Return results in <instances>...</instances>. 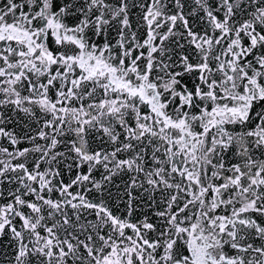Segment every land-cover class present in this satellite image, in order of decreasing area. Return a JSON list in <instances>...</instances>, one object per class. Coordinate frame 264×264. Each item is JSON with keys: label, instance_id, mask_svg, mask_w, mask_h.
I'll return each mask as SVG.
<instances>
[{"label": "snow or ice", "instance_id": "snow-or-ice-1", "mask_svg": "<svg viewBox=\"0 0 264 264\" xmlns=\"http://www.w3.org/2000/svg\"><path fill=\"white\" fill-rule=\"evenodd\" d=\"M0 264H264V0H0Z\"/></svg>", "mask_w": 264, "mask_h": 264}]
</instances>
